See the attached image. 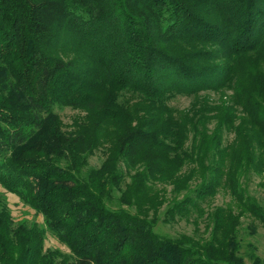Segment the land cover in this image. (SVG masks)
Segmentation results:
<instances>
[{
	"label": "trees",
	"instance_id": "16d2710c",
	"mask_svg": "<svg viewBox=\"0 0 264 264\" xmlns=\"http://www.w3.org/2000/svg\"><path fill=\"white\" fill-rule=\"evenodd\" d=\"M252 174L264 0H0V186L45 224L0 199V264H247L242 218L264 226ZM221 189L236 208L212 206ZM166 203L163 221L192 235L157 232ZM47 231L70 255L46 250Z\"/></svg>",
	"mask_w": 264,
	"mask_h": 264
},
{
	"label": "rangeland",
	"instance_id": "374dc122",
	"mask_svg": "<svg viewBox=\"0 0 264 264\" xmlns=\"http://www.w3.org/2000/svg\"><path fill=\"white\" fill-rule=\"evenodd\" d=\"M214 101L218 100V97L212 95ZM192 99L186 96H178L171 101V105L176 108L185 109L191 104ZM60 116L63 119L65 125H71L75 118L79 115L78 111L72 109L59 110ZM233 135L226 137L224 145L231 142ZM104 159L103 154L99 151L90 159V166L99 167ZM248 195L256 198L262 205H264V176L250 175L247 181ZM159 190V189H158ZM171 189H160V193L165 195L168 199L171 198ZM0 199L8 207L14 221L16 223L26 222L28 224H36L40 228L45 229L44 218L37 214L35 210L26 205L16 195L7 192L0 186ZM232 205L234 208L237 204L233 201V197L227 193L226 190L221 189L219 194L215 197L212 206H228ZM167 207V203L163 206L160 212V221L157 226V232L172 238L178 237L182 234L192 235L194 233V225L186 220H179L175 223H165L163 221L164 211ZM134 212V209H131ZM204 231V225L201 224V232ZM239 239L241 241V249L239 254L244 258L247 264H252L250 260V253L255 248L256 254L261 257L264 261V226L254 220L249 215L242 218V224L239 230ZM46 250L60 251L63 255H70L69 249L61 244L56 236L47 231L46 233Z\"/></svg>",
	"mask_w": 264,
	"mask_h": 264
}]
</instances>
